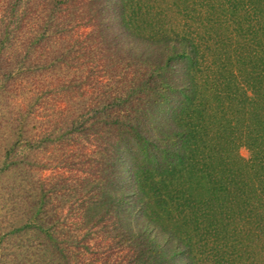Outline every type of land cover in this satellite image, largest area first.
Wrapping results in <instances>:
<instances>
[{
	"label": "trees",
	"instance_id": "obj_1",
	"mask_svg": "<svg viewBox=\"0 0 264 264\" xmlns=\"http://www.w3.org/2000/svg\"><path fill=\"white\" fill-rule=\"evenodd\" d=\"M0 264H264V0H0Z\"/></svg>",
	"mask_w": 264,
	"mask_h": 264
},
{
	"label": "rangeland",
	"instance_id": "obj_2",
	"mask_svg": "<svg viewBox=\"0 0 264 264\" xmlns=\"http://www.w3.org/2000/svg\"><path fill=\"white\" fill-rule=\"evenodd\" d=\"M198 5H199V4L197 3V4H196V7H197ZM242 153H243V155H247L248 152L246 151V149H242Z\"/></svg>",
	"mask_w": 264,
	"mask_h": 264
}]
</instances>
